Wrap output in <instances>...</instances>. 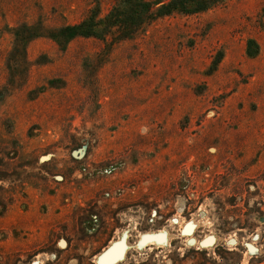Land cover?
<instances>
[{
  "label": "rangeland",
  "instance_id": "rangeland-1",
  "mask_svg": "<svg viewBox=\"0 0 264 264\" xmlns=\"http://www.w3.org/2000/svg\"><path fill=\"white\" fill-rule=\"evenodd\" d=\"M115 3L0 0V259L264 264V0L50 37Z\"/></svg>",
  "mask_w": 264,
  "mask_h": 264
},
{
  "label": "trees",
  "instance_id": "trees-1",
  "mask_svg": "<svg viewBox=\"0 0 264 264\" xmlns=\"http://www.w3.org/2000/svg\"><path fill=\"white\" fill-rule=\"evenodd\" d=\"M224 0H165L152 3L150 0H116L115 5L103 18L98 19V11L79 25L66 27L56 31L50 37L59 45H64L76 37L94 38L109 41L113 45L119 41L135 37L144 26L158 18L170 16L174 13L193 15L208 11ZM160 5L158 8L157 6ZM24 28V27H23ZM29 37H26V36ZM41 37L30 28L16 33L15 53L24 48L33 38ZM109 38V39H107Z\"/></svg>",
  "mask_w": 264,
  "mask_h": 264
},
{
  "label": "bare ground",
  "instance_id": "bare-ground-1",
  "mask_svg": "<svg viewBox=\"0 0 264 264\" xmlns=\"http://www.w3.org/2000/svg\"><path fill=\"white\" fill-rule=\"evenodd\" d=\"M124 246V245H123ZM122 244L120 243H117V244H114L112 246L109 247V249L107 251H109L107 254H105L102 258H101V264H107L109 262H112L114 261L115 259V256L117 255V253H119L118 251H122V249L124 250ZM106 253V252H105ZM123 254V252H121ZM104 254V253H103ZM102 254V255H103ZM121 254V255H122ZM101 255V256H102ZM120 257V256H119ZM118 258V257H117ZM119 259V258H118ZM99 261V262H100ZM100 264V263H99ZM112 264V263H111Z\"/></svg>",
  "mask_w": 264,
  "mask_h": 264
},
{
  "label": "water",
  "instance_id": "water-1",
  "mask_svg": "<svg viewBox=\"0 0 264 264\" xmlns=\"http://www.w3.org/2000/svg\"><path fill=\"white\" fill-rule=\"evenodd\" d=\"M144 238H145V237H143L142 241L144 240ZM142 241H141L140 245L142 244ZM121 242H123V241H121ZM108 252H109V251H106V253H104V254L99 258V261H100L101 258H102L105 254H107ZM123 258H124V254H122V256H121L119 259L115 260L112 264H117L118 262L122 261Z\"/></svg>",
  "mask_w": 264,
  "mask_h": 264
},
{
  "label": "flooded vegetation",
  "instance_id": "flooded-vegetation-1",
  "mask_svg": "<svg viewBox=\"0 0 264 264\" xmlns=\"http://www.w3.org/2000/svg\"><path fill=\"white\" fill-rule=\"evenodd\" d=\"M99 256H100V255H99ZM99 256H98V257H99ZM98 257H97V258H98ZM96 260H97V259H96ZM118 263H119V262H118ZM0 264H3V259H2V258L0 259Z\"/></svg>",
  "mask_w": 264,
  "mask_h": 264
}]
</instances>
